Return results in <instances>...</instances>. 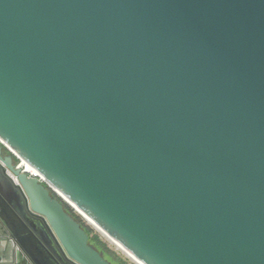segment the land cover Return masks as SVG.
Listing matches in <instances>:
<instances>
[{"label":"water","instance_id":"obj_1","mask_svg":"<svg viewBox=\"0 0 264 264\" xmlns=\"http://www.w3.org/2000/svg\"><path fill=\"white\" fill-rule=\"evenodd\" d=\"M0 142L135 264H264V0H0ZM1 146L0 264H112Z\"/></svg>","mask_w":264,"mask_h":264},{"label":"rangeland","instance_id":"obj_2","mask_svg":"<svg viewBox=\"0 0 264 264\" xmlns=\"http://www.w3.org/2000/svg\"><path fill=\"white\" fill-rule=\"evenodd\" d=\"M2 145V144H1ZM3 146V145H2ZM1 146V147H2ZM2 149L4 150V148L2 147ZM6 149V148H5ZM8 151V150H7ZM8 154H10L8 152ZM55 193V192H54ZM56 194V193H55ZM56 196L59 197L58 194H56ZM60 198V197H59ZM62 199V198H61ZM62 201H64L74 212V215H76L81 223L88 228V230L91 231L92 235L98 236V238L100 239V241L106 245V248L110 251H112L113 255H109L108 257L110 259H112L114 261V264H135L132 260H130L128 257H126L117 247V245H115L114 243H112L109 239H107L103 234H101V232L95 227L93 226L91 223H89L84 216H82L75 207H73L71 204H69L68 202H66L65 200L62 199Z\"/></svg>","mask_w":264,"mask_h":264},{"label":"built area","instance_id":"obj_3","mask_svg":"<svg viewBox=\"0 0 264 264\" xmlns=\"http://www.w3.org/2000/svg\"><path fill=\"white\" fill-rule=\"evenodd\" d=\"M0 144H2L8 151H9V153L16 159V165H15V168H18V169H20L21 170V172H25V173H27V175L28 176H30V177H37L38 178V180H39V182H41V183H43L45 186H47V187H49L50 188V190L51 191H53V192H55L56 194H58L59 195V197L60 198H62L63 200H65L66 202H67V200L64 198V197H62L61 195H60V193L37 171V170H35V169H33V170H29L28 168H27V162L23 159V158H21L16 152H14L8 145H6L5 143H2V142H0ZM26 162V163H25ZM12 177H13V179H14V181L16 182V183H18V180H17V178L14 176V175H12V174H10Z\"/></svg>","mask_w":264,"mask_h":264},{"label":"trees","instance_id":"obj_4","mask_svg":"<svg viewBox=\"0 0 264 264\" xmlns=\"http://www.w3.org/2000/svg\"><path fill=\"white\" fill-rule=\"evenodd\" d=\"M2 147L4 148V151H5L6 153H8L7 149H5L4 146H2ZM15 161H16V160H15ZM51 193H52L53 196L57 197V198L60 200V202L62 201V199L59 198L58 196H56V194H55L53 191H51ZM62 203L64 204V207H65L66 211H68L73 217H75V219H76L77 221H79V223L81 224V226L86 230V232H87L88 235H89V242H90V244H92L94 247H96V248L102 253L103 257H105V258H106L107 260H109L112 264H114V261L108 257L109 255H113L112 251H110V250H108V249L106 248V245L103 244V243L100 241V239L98 238V236H95V235H92V234H91V231L88 230V228H86V227L81 223L80 219H79L76 215H74V212L72 211V209H71V208H70V207H69L64 201H62Z\"/></svg>","mask_w":264,"mask_h":264},{"label":"bare ground","instance_id":"obj_5","mask_svg":"<svg viewBox=\"0 0 264 264\" xmlns=\"http://www.w3.org/2000/svg\"><path fill=\"white\" fill-rule=\"evenodd\" d=\"M25 163H26V162H25ZM26 164H27V168H28L29 170H33V168H32L28 163H26ZM72 206H73V205H72ZM73 207H75L76 210H77L82 216H84V218H85L89 223H91L93 226H95V225L91 222V220L89 219V217H87L85 213H83L79 208H77V207L75 206V204H74ZM95 227H96V226H95Z\"/></svg>","mask_w":264,"mask_h":264},{"label":"flooded vegetation","instance_id":"obj_6","mask_svg":"<svg viewBox=\"0 0 264 264\" xmlns=\"http://www.w3.org/2000/svg\"><path fill=\"white\" fill-rule=\"evenodd\" d=\"M9 152V151H8ZM2 155L3 156H7V155H11V154H8V153H6L3 149H2ZM12 156V155H11ZM16 159L12 156V164L14 165V167H15V165H16V162L17 161H15Z\"/></svg>","mask_w":264,"mask_h":264}]
</instances>
